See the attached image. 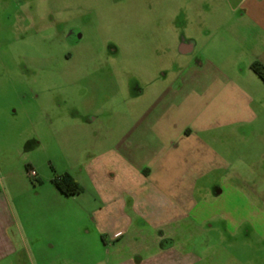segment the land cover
Here are the masks:
<instances>
[{"label": "crops", "instance_id": "0c3cea01", "mask_svg": "<svg viewBox=\"0 0 264 264\" xmlns=\"http://www.w3.org/2000/svg\"><path fill=\"white\" fill-rule=\"evenodd\" d=\"M205 1L211 18H235L230 25L204 27L206 38L224 34L219 42L246 55L245 67L195 57L148 106L112 111L106 123L103 112H75L72 121L92 136L91 158L70 174L82 192L66 197L50 180L46 191L60 201V218L24 225L5 216L10 212L1 188L0 264H53L52 251L58 264H246L222 247L235 230L252 226L237 203L222 202L227 191L240 197L226 184L243 176L212 147V133L258 118L252 98L264 81L251 66L264 67V0ZM188 3L190 8L192 0ZM181 35L179 53L192 56L197 41L186 30ZM128 95L133 102L146 92L136 86ZM229 95L242 98L232 114L223 108ZM120 115L123 122H115ZM259 157L254 173L264 178V152ZM214 232L220 236L212 243L208 237ZM199 236H206L204 244Z\"/></svg>", "mask_w": 264, "mask_h": 264}, {"label": "rangeland", "instance_id": "374dc122", "mask_svg": "<svg viewBox=\"0 0 264 264\" xmlns=\"http://www.w3.org/2000/svg\"><path fill=\"white\" fill-rule=\"evenodd\" d=\"M209 6L205 0H192L190 8L188 0H0V189L10 212L6 217L24 225L60 218V201L46 187L57 176L76 174L93 154L92 136L72 121L75 112H103L106 123L112 111L148 106L195 57L245 67L246 55L219 42L224 34L206 38L204 27L235 20L211 18ZM62 15L79 17L68 19L61 30L55 21ZM69 26L81 33L78 45L64 40ZM185 30L197 41L192 56L178 50ZM136 86L146 95L132 102L128 93ZM252 99L256 122L213 132L212 147L226 154L229 164L236 163L243 176L227 180V188L237 189L240 197L236 201L227 191L223 205L237 203L241 217L252 224L235 230L222 247L246 264H264V178L254 173L264 152V88ZM241 101L229 95L224 113L232 114ZM31 140L39 145L30 147ZM219 236L214 232L208 238L215 243ZM205 237L197 238L199 245ZM49 254L58 264L55 251Z\"/></svg>", "mask_w": 264, "mask_h": 264}, {"label": "trees", "instance_id": "16d2710c", "mask_svg": "<svg viewBox=\"0 0 264 264\" xmlns=\"http://www.w3.org/2000/svg\"><path fill=\"white\" fill-rule=\"evenodd\" d=\"M252 70L264 81V67L260 64L254 63L251 66ZM53 186L64 196L72 197L79 195L82 192V187L74 180V178L64 173L51 180Z\"/></svg>", "mask_w": 264, "mask_h": 264}, {"label": "flooded vegetation", "instance_id": "af4514ba", "mask_svg": "<svg viewBox=\"0 0 264 264\" xmlns=\"http://www.w3.org/2000/svg\"><path fill=\"white\" fill-rule=\"evenodd\" d=\"M71 17L72 18H77L79 16L72 15ZM71 17L70 18H66L65 15H62V17L57 18V20L55 21V24H56L55 27H57V28L62 30L67 25L68 19L71 21ZM32 18H33L32 20L34 21V17H32ZM81 38H82V36H81V33H80L79 29L77 27H74V26H69L68 30H67V33L64 36L65 42L72 44V46L78 45L79 41L81 40ZM92 61H94V60H92Z\"/></svg>", "mask_w": 264, "mask_h": 264}, {"label": "built area", "instance_id": "2783aa9c", "mask_svg": "<svg viewBox=\"0 0 264 264\" xmlns=\"http://www.w3.org/2000/svg\"><path fill=\"white\" fill-rule=\"evenodd\" d=\"M28 174H29L30 177H33V178L36 176L35 171L32 170V169H30V170L28 171Z\"/></svg>", "mask_w": 264, "mask_h": 264}]
</instances>
